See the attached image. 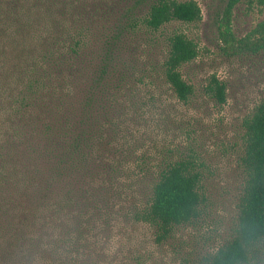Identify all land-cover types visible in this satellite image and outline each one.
<instances>
[{
    "label": "trees",
    "instance_id": "obj_1",
    "mask_svg": "<svg viewBox=\"0 0 264 264\" xmlns=\"http://www.w3.org/2000/svg\"><path fill=\"white\" fill-rule=\"evenodd\" d=\"M200 18L195 0H0V264H145L122 250L129 227L160 246L204 216L199 164L143 127L188 124L177 106L196 90L180 67L197 45L158 35ZM244 40L264 54V17ZM200 93L220 105L225 84L210 75ZM239 124L234 223L195 264H264V244L242 260L238 240L241 225L264 240V98Z\"/></svg>",
    "mask_w": 264,
    "mask_h": 264
},
{
    "label": "rangeland",
    "instance_id": "obj_2",
    "mask_svg": "<svg viewBox=\"0 0 264 264\" xmlns=\"http://www.w3.org/2000/svg\"><path fill=\"white\" fill-rule=\"evenodd\" d=\"M195 1L201 11L199 21L171 22L158 35L162 42L166 33L180 30L197 45L195 58L180 67L183 78L196 90L188 105L177 106L179 116L188 124H143V127L157 147L191 156L199 164L201 190L206 197L205 214L197 223L180 227L160 246L152 242L147 226L129 227L127 235L131 237L128 243L121 241L122 250L128 248L146 256L145 264H195L202 252L229 236L241 180L239 122L264 98V54L253 52L244 40L254 23L264 17V10L252 0H239L230 12V36H223L221 17L226 0ZM210 75L225 84V101L220 105L200 93Z\"/></svg>",
    "mask_w": 264,
    "mask_h": 264
},
{
    "label": "clouds",
    "instance_id": "obj_3",
    "mask_svg": "<svg viewBox=\"0 0 264 264\" xmlns=\"http://www.w3.org/2000/svg\"><path fill=\"white\" fill-rule=\"evenodd\" d=\"M238 240H239V248L242 252V260H251L253 254L264 244V240H262L258 235H255L246 230L245 226L241 225L238 229ZM220 253V248H214L210 256L215 257Z\"/></svg>",
    "mask_w": 264,
    "mask_h": 264
}]
</instances>
